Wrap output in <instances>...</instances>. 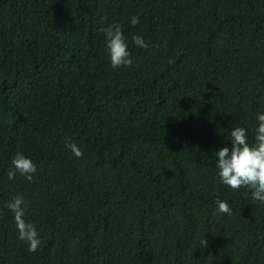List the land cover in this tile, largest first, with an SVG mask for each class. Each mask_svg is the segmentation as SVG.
I'll list each match as a JSON object with an SVG mask.
<instances>
[{"label":"trees","instance_id":"obj_1","mask_svg":"<svg viewBox=\"0 0 264 264\" xmlns=\"http://www.w3.org/2000/svg\"><path fill=\"white\" fill-rule=\"evenodd\" d=\"M113 21L131 65H110ZM258 102L264 0H0V264H264V203L214 157ZM18 150L31 181L6 176ZM16 193L35 252L3 206Z\"/></svg>","mask_w":264,"mask_h":264},{"label":"clouds","instance_id":"obj_2","mask_svg":"<svg viewBox=\"0 0 264 264\" xmlns=\"http://www.w3.org/2000/svg\"><path fill=\"white\" fill-rule=\"evenodd\" d=\"M140 21L137 13L128 19L130 25ZM103 34L106 54L113 68L127 66L133 63L129 51V39L122 30L120 22H110L98 29ZM131 43L138 48H147L148 42L139 34L131 36ZM254 124L251 127L235 125L228 129V144L214 151L216 174L220 183L232 189L244 188L245 196L250 195L253 201L264 203V105L258 102L253 114ZM75 157L82 155L80 147L72 141L66 145ZM37 171L36 162L23 151H16L6 169L8 180H14L17 175L31 181ZM215 212L230 213L226 200L219 197L215 200ZM12 214L17 239L27 245L29 252H35L41 244L37 227L26 219L28 201L20 193L14 194L3 205Z\"/></svg>","mask_w":264,"mask_h":264}]
</instances>
